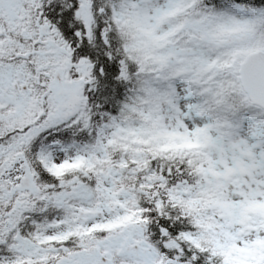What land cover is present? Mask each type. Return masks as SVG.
<instances>
[{"label":"snow or ice","instance_id":"6c2138e0","mask_svg":"<svg viewBox=\"0 0 264 264\" xmlns=\"http://www.w3.org/2000/svg\"><path fill=\"white\" fill-rule=\"evenodd\" d=\"M0 264H264V0H0Z\"/></svg>","mask_w":264,"mask_h":264}]
</instances>
